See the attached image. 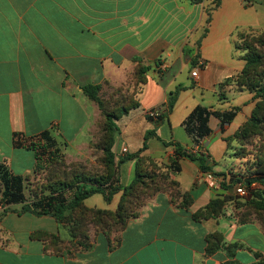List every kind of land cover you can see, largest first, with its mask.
Wrapping results in <instances>:
<instances>
[{
    "label": "crops",
    "instance_id": "crops-1",
    "mask_svg": "<svg viewBox=\"0 0 264 264\" xmlns=\"http://www.w3.org/2000/svg\"><path fill=\"white\" fill-rule=\"evenodd\" d=\"M206 5L185 0H0V163L14 175L34 177L37 163L33 151L15 146V135L24 142L45 131L66 165L93 172L103 167L96 144L104 117L85 94L87 85L100 86V97L108 93V99L122 88L124 96L139 104L117 121L118 159L140 151L146 133L155 131L158 138L148 141L143 156L170 165L175 147L165 143L187 150L196 146L184 126L196 107L219 112L241 108L224 128L218 118H210L211 134L200 145L211 172L203 173L199 162L189 158L179 161L181 172L172 176L188 194L187 207L181 206L182 198L159 192L118 241L99 232L89 250L73 254L64 244L54 251L51 237L61 235V224L53 217L9 213L0 223V264H256L264 259V228L258 221L237 223L231 201L220 215H208L213 200H224L235 190L222 188L221 174L229 184L231 172L245 168L229 138L250 119L257 100L235 81L246 65L235 44L241 33L264 31V0L222 1L198 50L205 67L195 80L187 50L201 39ZM140 66L149 67L144 83L135 78ZM179 87L185 89L169 114L171 93ZM151 110L168 117L154 120ZM134 169L135 161L121 165L120 184L132 180ZM118 197L109 207H94L114 209ZM91 198L84 202L90 208ZM213 234L223 241L207 254ZM232 244L243 247L230 255Z\"/></svg>",
    "mask_w": 264,
    "mask_h": 264
},
{
    "label": "trees",
    "instance_id": "trees-1",
    "mask_svg": "<svg viewBox=\"0 0 264 264\" xmlns=\"http://www.w3.org/2000/svg\"><path fill=\"white\" fill-rule=\"evenodd\" d=\"M223 0H212L211 7L206 10L208 16L204 33L201 39L196 43L195 48L188 49L187 54L191 58V68L193 69L197 64V60L200 55L198 50L201 46L202 39H204L208 32L212 22V15L222 3ZM205 0H191V3L199 5L204 3ZM239 41L235 44L236 51L242 53V59L246 62L243 71L236 77L235 81L240 88H247L254 93V97L257 100L256 107L250 117L245 123L243 130L238 134L237 132L231 138H229V144L232 146V140L235 136H240L241 140L246 142L252 137L259 136L261 141L260 148H254L257 153V159L254 162L245 164V170L239 173L231 172L230 183H226V175L221 174L224 177L225 182L222 184V188L229 191L234 186H244L251 198L250 204L257 206L260 210L264 211V190L258 189V185L264 187V31L251 33V34H239ZM242 43V44H240ZM158 66L160 63L157 62ZM260 69V70H259ZM148 66H140L138 72L135 75L137 82L144 83L146 80V73L148 72ZM100 86L87 85L84 87L85 94L98 103L101 113L104 117V123L100 130V139L96 144L98 149L103 152V157L100 160L105 171L110 170L111 176L103 178L98 177L97 172L85 171L80 169L76 165H66L63 157L60 154V150L56 148V141L50 135L48 131L43 132L41 135L32 138L30 141H24L20 139V135H15V146L24 147L30 151H33L36 156V168L35 175L39 176L43 172H47L50 178H53L52 182H48L49 188L46 190L47 194L36 196L33 201H29L27 196V184H29L30 178L20 175H14L9 168L0 163V183L2 185V192L0 198V204H2V211H0V223L4 217L9 213H12L13 206H21L22 213H30L38 217L50 216L53 217L59 224H64L67 220L68 214L74 213L78 210H85L84 202L93 195H103L105 201L111 203L114 197L123 192L121 202L115 213L103 211V210H91L96 214V218H102L103 221L118 222V226L122 227L121 232L126 228L128 223L139 217L141 209L147 202L140 205L141 209L136 215L133 214L127 205L133 206V202L128 200L131 198L135 191L140 188L149 187L148 181H144L148 176L147 174L158 170V164L152 158L143 156V153L148 149V141L152 138H158L155 131H148L145 136V143L143 148L132 154H127L119 162L116 161V154L114 152L116 137L118 135L117 121L121 116L127 113L130 109L137 107L139 104L132 96H124L119 102L112 98L104 100L100 97ZM185 88L179 87L176 91L171 93V97L168 104V113L170 114L177 103L180 91ZM134 101V102H133ZM120 103V105H119ZM109 107V108H108ZM241 110L240 107L234 108L230 112L213 111L212 109L204 106L196 107L192 113L187 117L184 122V126L188 135L193 139L196 145H200L202 140L211 134V128L209 121L211 117L218 118L222 123V128L229 125L235 119L237 113ZM168 116H161L157 120H163ZM247 130V136L242 137V132ZM239 131V130H238ZM246 142V143H249ZM166 146H174V158L171 160V164L167 166L169 175L177 174L181 172L179 161L183 158H189L193 161H197L200 164L201 171L203 173L211 172L212 169L208 166V157L204 154H192L187 149H184L177 143H165ZM253 145V144H251ZM234 155L238 158H247V156H241L239 152H234ZM135 161V177L132 183L126 187L119 184V181L115 179L117 176V168L120 164ZM249 165V166H246ZM150 174V175H151ZM154 175L151 176V178ZM150 178V177H149ZM152 180V179H151ZM170 184L167 189H159L154 195L159 192H170L174 198L180 199L181 206L187 207L189 205L188 194H183L179 188V184L172 179H168ZM50 181V179H48ZM152 182L155 184L154 180ZM54 183V184H53ZM227 184V185H226ZM173 189L175 191L173 192ZM69 192L72 195L69 196ZM139 200V197H137ZM232 197L226 196L224 200L216 199L211 202L208 207L209 216H218L222 213L224 204ZM203 214H196L195 218L199 219ZM103 223L105 229L102 232L108 237L109 241V227L110 223ZM114 224V223H113ZM264 226V225H263ZM71 231V237L74 239L76 236ZM52 244L55 252H60L59 247L61 241L59 236H52ZM223 241V237L220 234H213L209 237V247L207 254L214 253ZM242 245L232 244L228 247L230 255H233L238 249L242 248ZM90 247L86 246L84 250H89ZM235 264V263H232ZM256 264H264V259Z\"/></svg>",
    "mask_w": 264,
    "mask_h": 264
},
{
    "label": "rangeland",
    "instance_id": "rangeland-1",
    "mask_svg": "<svg viewBox=\"0 0 264 264\" xmlns=\"http://www.w3.org/2000/svg\"><path fill=\"white\" fill-rule=\"evenodd\" d=\"M185 1L187 3H191V0H185ZM205 1H207V5L205 7V14H206V10L211 7L212 0H205ZM191 4H193V3H191ZM207 18H208V16L206 14V20H207ZM207 26L208 25L206 24V21H205V24L203 25V27L201 29V34L204 33L205 28ZM239 42H243V41H239ZM240 44H242V43H240ZM238 53L242 56V53L240 51H238ZM114 92L117 93L118 95L119 94L123 95V92H125V91H124V89L120 88L119 90H115ZM107 94L108 93H106V95L104 94V96H103V99L106 101L108 99ZM122 98L123 97L116 96L113 99L114 100L119 99L118 101L120 102L122 100ZM119 105H120V103H119ZM244 125L241 126L239 131H237V134L243 130ZM245 135L247 136V130H244L242 132V137H244ZM118 139H119V133L116 137V144H115L114 152L116 149ZM248 141H249V139L246 142H248ZM246 142L242 141L240 136L237 135V136H235V138H233L231 143L233 145V152H239L241 156H247V158H243L245 160L244 163L251 165V163L254 162L258 156L256 153V150L254 148L259 149L260 145H261V141L259 139V136H257L255 134V136L251 138L249 143H246ZM251 144H253V145H251ZM115 154H116V152H115ZM120 160L121 159H118L117 155H116V161L119 162ZM123 164L124 163L120 164L119 167L117 168V176L115 177V179L119 181V184H120V180L118 179L119 178L118 174L121 172V165H123ZM157 164H158V166H157L158 170L153 171L152 174L150 173L151 175L149 173L147 174L145 171L143 172L144 174H146L148 176L147 178L144 179V181L147 182L149 180L148 185H147L149 187L140 188V189L136 190L135 194H133L131 196V198L128 199V200H130V202H133V206H129L127 204H126V206H128L130 211L135 215L137 213H139V211L141 209L140 205H142V203H144V202L150 201L155 196L154 194L156 193L157 190H159V189L165 190L167 188L172 189V187H168V185L170 184L169 183L170 181L168 179L170 178L173 180V176L169 175V172L167 171V166L169 164L165 163L164 161L157 162ZM249 165H246V166H249ZM96 172L98 174V177H103V178L108 177L109 178V176H111V171L110 170L105 171L104 167L97 170ZM121 175H122V172H121ZM152 175H154V177L151 178ZM134 177H135V169H134V174H133L132 180L127 185H122V184L121 185L124 187L130 185L132 183ZM48 179H50V181H48ZM52 179L53 178H50V175L47 172H43L39 176L30 178V181H29V184H27V190H26L29 201H33L36 196H39L42 194H47L46 190L49 188V186L47 184H48V182H52L53 181ZM151 179L154 180L155 184L152 182ZM233 188H231L230 190H233ZM236 188L237 187L235 186V190H234L233 194L230 196L233 198V200H230L231 206L234 210H236L238 212L236 214L235 221L239 224H243V223H247V222L254 220V221H258L261 224V226L264 228V226H263L264 225V211L260 210L257 206L250 204L251 198L249 197V192H248V195L246 197L242 198L237 194ZM258 189L264 190V187L261 185H258ZM174 191H175V189H173V192ZM1 192H2V185L0 183V198H1ZM68 195L71 196L72 192H69ZM117 195H119V197H118V200L116 203L117 205L114 209L98 208L99 205H102L100 207H105V208L109 207L110 203L104 201L102 195L96 194V195L91 196L92 198L88 202V205L93 206L92 208L87 207L84 203L85 210L82 209V210L75 211L74 213L68 214L67 220L64 222V224L60 225V233L62 236L61 235L59 236V240L61 241V243L59 244L60 245L59 247L61 249H63L62 244H64V248L68 249L70 254H73L74 251H77V250L84 251L86 246L91 247L93 245V240H94L95 235L99 232H102V230L105 229V226H102V224L103 223L108 224V222H109V221H103L102 219L104 217L96 218L97 216H96V214L93 213V211L103 210V211L115 213L118 209L120 202H121L123 192H120ZM137 197H139V200H137ZM98 200H100V202H98ZM226 203L224 204L222 209H224L226 207ZM94 205H96L98 207H94ZM21 210H22L21 206H13L12 207V211H14L12 213L21 212ZM91 210H93V211H91ZM0 211H2V204H0ZM39 222L40 221L36 222L35 224L41 225ZM109 223L111 224L109 227V232H108L110 235V239H111V241L116 242V241H118V239L120 237L122 227H119L118 222H116V221L113 222L114 224L112 222H109ZM13 224H14V222L10 221L8 223V226H13ZM71 231H73L74 236H76L74 239H72V237H71Z\"/></svg>",
    "mask_w": 264,
    "mask_h": 264
},
{
    "label": "built area",
    "instance_id": "built-area-1",
    "mask_svg": "<svg viewBox=\"0 0 264 264\" xmlns=\"http://www.w3.org/2000/svg\"><path fill=\"white\" fill-rule=\"evenodd\" d=\"M204 67H205V62L199 58L197 60V64L194 67V71L192 73V77L195 80L199 79L200 72L202 71V69ZM148 115H149L150 118H152L154 120H157L161 116V112L160 111L151 110V111L148 112ZM188 151H189V153H192V154H200V153H202L204 155L207 154L205 149L201 145H196L195 148L190 149ZM208 178H209L210 181L214 180V177H213L212 174H208ZM236 192L242 198H244V197H246L248 195V190L244 186H241V185L237 187Z\"/></svg>",
    "mask_w": 264,
    "mask_h": 264
}]
</instances>
